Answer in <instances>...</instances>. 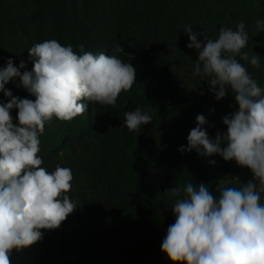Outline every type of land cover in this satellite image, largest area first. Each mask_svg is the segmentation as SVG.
Segmentation results:
<instances>
[{"label":"trees","instance_id":"1","mask_svg":"<svg viewBox=\"0 0 264 264\" xmlns=\"http://www.w3.org/2000/svg\"><path fill=\"white\" fill-rule=\"evenodd\" d=\"M76 1L0 0V69L11 58L16 67L24 61L23 70L27 71L33 67L27 65L31 61L28 49L53 38L62 46L71 45L78 54V45L84 44L85 51L104 52L131 63L136 82L129 91L121 92L115 107L89 102L88 110L71 121L54 118L46 124L38 154L42 166L54 171L61 152L98 137L99 163L94 164L91 176L93 191H98V182L105 190L93 203H75L73 213L79 221H64L55 230L42 229L40 241L13 249L10 264H50L56 251L70 256L63 264H173L161 250L175 220V198L165 190L204 182L216 196L221 180L241 176L240 182L246 184L252 179L251 171L235 161H225L219 155L201 157L195 150L179 151L187 146V136L197 126V115L206 117L204 127L215 138L217 131H227L222 118L238 110V105L231 92L214 101L202 78L195 83L193 95L185 90L184 80L165 49L170 38L166 30L175 26L170 21L168 0H130L110 29L104 22L105 0H82V21ZM208 1L212 9H207V15L212 16L213 27L207 37H218L219 24L235 30L238 22H244L249 34L244 51L258 54L261 66L256 69L241 62L264 87V32L258 33L255 23L264 20V0ZM137 3L142 4L138 7ZM166 18L171 23L168 27ZM5 88L21 99H35L19 78ZM0 102H8L3 92ZM137 107L149 112L152 123L129 131L124 114ZM17 112L11 111L14 123ZM66 194L74 201L69 192Z\"/></svg>","mask_w":264,"mask_h":264},{"label":"clouds","instance_id":"2","mask_svg":"<svg viewBox=\"0 0 264 264\" xmlns=\"http://www.w3.org/2000/svg\"><path fill=\"white\" fill-rule=\"evenodd\" d=\"M255 23L257 32H264V20ZM183 32L187 47L198 54L193 76L208 82L217 101L231 92L238 110L222 118L227 131H217L215 138L204 127L206 117L197 115V126L179 151L235 161L251 171L252 179L246 184L238 177L221 180L216 196L204 182L165 190L175 198V220L161 250L173 264H264V87L241 62L259 69L261 57L244 51L249 34L242 21L235 30L220 27L216 39L196 33L191 25ZM78 48L79 54L71 45L45 40L28 49L31 71L21 73L25 62L16 67L11 58L0 69V92L8 98L0 102V264H10L13 249L40 241L42 229L59 228L77 207L66 194L72 188L71 169L57 165L49 172L42 167L38 154L46 124L54 118L71 121L88 110L89 102L115 107L121 92L136 82L131 63L85 51L84 44ZM14 78L34 100L13 96L5 88ZM13 109L18 110L16 123ZM124 115L129 131L152 123L149 112L139 107Z\"/></svg>","mask_w":264,"mask_h":264},{"label":"rangeland","instance_id":"3","mask_svg":"<svg viewBox=\"0 0 264 264\" xmlns=\"http://www.w3.org/2000/svg\"><path fill=\"white\" fill-rule=\"evenodd\" d=\"M130 0H105L104 7V22L106 27L111 28V23L116 22L118 15L122 11H125ZM143 1V0H142ZM171 5L172 14L170 15L171 23H174L172 29L166 30V36L170 38L166 40L165 49L171 55L173 64L180 76L184 80L185 90L193 95L195 89V83L200 81V77L193 76V69L198 54L196 50L189 49L187 44L189 43L188 35L183 32L184 28L191 25L196 33L204 32L206 36L210 35V31L213 27V18L207 15V9H212L211 3L208 0H168ZM146 2V1H144ZM204 3V6H202ZM142 3H137L140 7ZM76 7L78 15L82 21L81 12L83 9L82 0L76 1ZM166 27L171 23L166 18ZM200 24V25H199ZM206 25V29L203 25ZM222 27V24H219ZM50 32V29H49ZM217 35H213L216 37ZM198 40H203V36L198 35ZM218 38V37H216ZM53 39V38H52ZM20 63L16 64L19 66ZM28 67L32 66V61L27 64ZM32 68L27 71H31ZM21 73L26 70L21 69ZM209 89V84L204 81ZM214 95V94H213ZM214 101H217L214 96ZM219 102V101H218ZM99 145L100 140L98 137H90L83 142L70 147L69 149L60 153V156L55 160V168L57 165L61 167H68L73 173V180L71 182L72 188L69 193L73 197V202L78 206H81L85 201L91 203L94 202L99 196V193L104 192L105 187L103 183L97 184L98 191H93V179L91 176V170L94 164L99 163ZM43 167V166H42ZM241 178V176H231L227 179ZM226 179V180H227ZM262 202H264V193L261 194ZM82 219L86 220V216L82 214ZM79 221L74 213H71L65 221L75 222ZM94 223V221H93ZM95 225V223H94ZM96 226V225H95ZM97 227V226H96ZM98 228V227H97ZM99 229V228H98ZM70 256L63 254L60 251H56L51 259L50 264H63Z\"/></svg>","mask_w":264,"mask_h":264}]
</instances>
